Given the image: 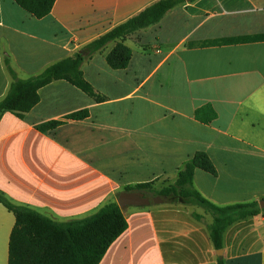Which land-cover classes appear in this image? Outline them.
Segmentation results:
<instances>
[{"label":"crops","instance_id":"crops-1","mask_svg":"<svg viewBox=\"0 0 264 264\" xmlns=\"http://www.w3.org/2000/svg\"><path fill=\"white\" fill-rule=\"evenodd\" d=\"M155 1L55 0L37 18L0 0V100L10 71L34 76ZM256 35H264V0H184L126 35L124 68L106 62L108 43L80 66L100 100L58 79L38 89L23 116L1 113L0 192L56 221L82 218L116 202L126 185L153 181L160 189L204 151L216 173L195 169V190L219 206L264 207V40L216 42ZM205 105L215 112L207 121L195 115ZM81 110L86 117H68ZM49 121L60 123L38 129ZM190 205L198 206L122 208L126 228L98 264H217L207 231L212 214ZM262 207L226 228L224 264H264ZM13 225L0 203V264H8Z\"/></svg>","mask_w":264,"mask_h":264},{"label":"trees","instance_id":"trees-1","mask_svg":"<svg viewBox=\"0 0 264 264\" xmlns=\"http://www.w3.org/2000/svg\"><path fill=\"white\" fill-rule=\"evenodd\" d=\"M34 17L46 16L55 0H13ZM184 0H157L137 14L112 27L97 38L84 44L71 56L65 57L45 67L40 73L27 79H18L12 71V82L5 96L0 100V115L10 111L17 116L29 111L39 100L38 89L53 80L63 79L76 86L96 100L100 96L83 77L81 64L93 53L108 43L114 42L106 54V62L112 68H124L130 59L131 51L123 43L126 35L158 22L169 10ZM264 40V35L242 38H222L217 43L246 42ZM204 112V116H202ZM196 117L207 121L215 117V112L205 105L195 112ZM86 110L70 114V118H84ZM59 121H49L38 125L47 130L58 125ZM215 174V168L204 151H196L177 171L174 181L160 189H153V181L126 185L123 190L141 191L144 195L159 196L163 202L195 204L212 214L207 231L215 250L222 248L223 233L232 223L260 213L256 202L216 205L204 198L193 188L195 169ZM0 203L14 215V225L9 236L8 264H98L110 243L126 228V219L117 202H107L94 213L65 221H55L31 208L16 205L0 192ZM264 208V207H262ZM200 220L201 216L192 213ZM45 246L63 251L62 257L45 252ZM217 264H224L222 256H217Z\"/></svg>","mask_w":264,"mask_h":264},{"label":"water","instance_id":"water-1","mask_svg":"<svg viewBox=\"0 0 264 264\" xmlns=\"http://www.w3.org/2000/svg\"><path fill=\"white\" fill-rule=\"evenodd\" d=\"M162 198L159 196L149 197L144 195L141 191H126L122 190L116 195V202L120 208H124L126 206H148L151 203L161 202ZM259 206H263L262 201L259 202ZM222 253V249L216 250V254L220 256Z\"/></svg>","mask_w":264,"mask_h":264},{"label":"rangeland","instance_id":"rangeland-1","mask_svg":"<svg viewBox=\"0 0 264 264\" xmlns=\"http://www.w3.org/2000/svg\"><path fill=\"white\" fill-rule=\"evenodd\" d=\"M148 195V194H147ZM148 196H150V195H148ZM189 207H191V209L192 208H194V209H196L198 206H192V205H190ZM199 208V207H198ZM198 210V209H197ZM194 213V212H193ZM191 216H192V214H191ZM56 221V220H55ZM45 249L46 250H44L45 252H51L52 254L54 253L55 255H58L57 257H62L63 256V251H61V250H59V249H56V248H52V247H50V246H45Z\"/></svg>","mask_w":264,"mask_h":264}]
</instances>
